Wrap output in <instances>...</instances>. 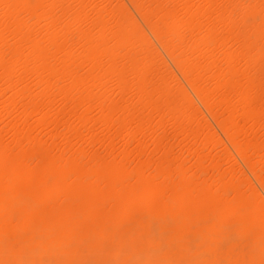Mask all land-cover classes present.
I'll return each instance as SVG.
<instances>
[{"label":"bare ground","instance_id":"bare-ground-1","mask_svg":"<svg viewBox=\"0 0 264 264\" xmlns=\"http://www.w3.org/2000/svg\"><path fill=\"white\" fill-rule=\"evenodd\" d=\"M124 1L74 0L96 6L88 11L104 21L101 39L110 48L124 49V58L135 64L144 86H150L155 107H150L144 114V125L139 134L125 132L118 145L109 137L108 125L99 109L96 118L77 119L75 124L71 123L69 114L70 127L79 128L81 132L71 138L68 147L74 151L77 140L93 139L98 141L96 147L100 150L111 152L114 147H119L122 164L114 179L121 182V192L157 191L161 202L156 205L139 203L131 211L120 210L118 219L122 234L107 246L100 240H88L86 233H57L45 239H33L28 235L34 227L30 219L11 228L6 222H0V264L7 263L10 257L22 258L20 261L25 258L32 263L35 254L53 264H127L134 259L135 264L157 260L180 264L188 257L205 264L259 261V245L264 235V212L259 195L264 186L259 43L254 62H248L247 57L241 59V38L226 20L216 39L217 54L212 55L208 49L194 52L185 37L166 24L170 12L183 14L188 9H167L163 5H207L236 0ZM127 1L134 12L125 4ZM21 2L42 3L45 0H0V5ZM248 2L260 4V0ZM17 11L12 9L9 13L14 16ZM3 15L4 9L0 7V17ZM259 15L257 7L253 10L257 41ZM232 55L235 59H228ZM4 87L0 70V105L5 103ZM249 92L255 98V108L251 112L244 104L237 106L241 95ZM45 115L40 112L35 116L33 127L55 147V134L40 126ZM2 117L0 115V121ZM6 124L0 128V152ZM169 152L179 156L180 163L191 169L195 180L192 188L186 189L188 199L175 206L167 203L169 199H175V190L164 191L168 176L158 167V162ZM42 161L43 156L38 151L25 154L16 171L14 195L23 198L40 192L38 170ZM133 171L136 172L134 183H124ZM5 188L0 168V202ZM230 190L234 198L251 206L248 213L235 214V209L225 203V194ZM117 208H121L119 197ZM217 214L229 216L234 233L232 239L236 242L228 244L214 240L218 234L207 220ZM157 225L168 232L155 234Z\"/></svg>","mask_w":264,"mask_h":264},{"label":"snow or ice","instance_id":"snow-or-ice-1","mask_svg":"<svg viewBox=\"0 0 264 264\" xmlns=\"http://www.w3.org/2000/svg\"><path fill=\"white\" fill-rule=\"evenodd\" d=\"M0 7L4 9L0 17V70L5 85V103L0 105V115L7 121L0 152V168L6 184L0 202V222H6L11 228L25 219L32 220L34 227L28 235L33 239H45L57 233H86L88 240L110 245L112 239L122 234L118 219L120 210L131 211L139 203L156 205L161 197L157 191L121 192V182L114 179L122 164L119 147L111 152L100 150L96 147L98 141L93 139L77 140L73 145L75 150L69 148L71 138L81 132L79 128L70 127L69 114L71 123L75 124L77 119L83 121L93 117L99 109L108 125L109 137L118 145L125 132L139 134L144 114L155 107L154 94L150 86L142 83L135 64L124 58V49L110 48L101 39L104 21L88 11L95 5L74 0H45L42 3H4ZM163 7L188 9L183 14L170 12L166 24L184 36L194 52L208 49L216 55V39L226 20L241 38V59L247 57L248 62H254L259 43L260 114L264 120V0H260L259 5L236 0ZM257 7L260 9L258 41L253 18V10ZM12 9L18 10L14 16L9 13ZM219 55L223 57V52ZM228 59H235V55ZM239 104L253 111L254 95L250 92L241 95L237 106ZM40 112L46 113L40 126L55 134V147L33 127L34 117ZM30 151H38L43 156L42 167L38 170L40 192L21 198L14 195L16 171ZM158 167L168 176L164 191L174 189L176 193L175 199L167 203L175 206L186 201V189L195 183L191 169L181 164L179 156L172 152L158 162ZM135 179L133 171L124 183L133 184ZM259 195L264 212V186ZM225 203L235 209V214L251 210L250 205L234 198L231 190L225 194ZM228 217L217 214L209 217L207 223L215 226L218 235L214 240L231 244L236 241L232 239L234 233ZM188 223L191 224V219ZM154 232L163 235L168 231L157 225ZM259 253V261L246 260L245 264H264V235ZM145 264L176 262L157 260ZM180 264L205 262L192 259Z\"/></svg>","mask_w":264,"mask_h":264},{"label":"rangeland","instance_id":"rangeland-1","mask_svg":"<svg viewBox=\"0 0 264 264\" xmlns=\"http://www.w3.org/2000/svg\"><path fill=\"white\" fill-rule=\"evenodd\" d=\"M124 1V0H123ZM125 2V1H124ZM126 5H127V7H129V10H131L132 12H134L133 11V9L131 8V6L129 5V3H128V1L125 3ZM137 19H138V17H137ZM140 24H141V22H140ZM142 26H144V25H142ZM143 29H146V27H143ZM145 31H147V29L145 30ZM148 32V31H147ZM5 99V98H4ZM96 116H97V114L96 115H94L92 118H96ZM4 122H3V121ZM2 120L0 121V125H1V127L0 128H2V125L4 126V124L7 122V121H5L4 119H3V117H2ZM3 124H2V123ZM147 141V140H146ZM149 141V140H148ZM53 142H55V140L53 141ZM37 254H35L34 255V257H33V262L31 263V264H53V262H49L47 259H45V258H42L40 255L37 257L36 256ZM36 256V257H35ZM40 257H41V259H40ZM22 259V258H21ZM20 258H17V260L16 259H14V258H9V261L7 262V263H5V264H10V262H13V264H15V262H19L20 260H21ZM40 259V260H39ZM42 259H44V260H42ZM42 260V261H41ZM135 260V259H134ZM129 261L127 264H135L137 261ZM189 260H191L190 259V257H188V258H185L184 259V261H189ZM22 261H28L27 259H25V258H23V260ZM46 262V263H45Z\"/></svg>","mask_w":264,"mask_h":264}]
</instances>
